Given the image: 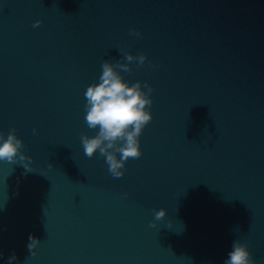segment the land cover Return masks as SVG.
<instances>
[{"label": "water", "instance_id": "95a60500", "mask_svg": "<svg viewBox=\"0 0 264 264\" xmlns=\"http://www.w3.org/2000/svg\"><path fill=\"white\" fill-rule=\"evenodd\" d=\"M119 49L147 54L121 74L151 83L154 118L114 178L81 135L98 133L85 92ZM13 129L33 171L0 161V264H223L236 239L264 264V0H0Z\"/></svg>", "mask_w": 264, "mask_h": 264}, {"label": "clouds", "instance_id": "9594fccd", "mask_svg": "<svg viewBox=\"0 0 264 264\" xmlns=\"http://www.w3.org/2000/svg\"><path fill=\"white\" fill-rule=\"evenodd\" d=\"M41 23L42 21H37L34 27H39ZM130 34L142 37V33L137 29H132ZM119 51L122 54L121 59L115 63L105 60L101 65L99 82L90 85L85 92L84 120L89 129H98V133L95 136H89L87 133L81 135L84 154L93 158L99 151L114 178H122L125 175L126 163L130 159L141 158L143 153L140 136L154 118L150 110L154 87L146 81L130 83L121 74L131 72L133 62L137 67L145 66L148 63L147 54L133 55L124 49ZM37 131L34 129V134ZM23 148L24 141L15 129L7 134V138L0 133V161L20 162L28 173L33 171L34 158L22 152ZM166 216V208L155 211V221ZM155 221L151 227H156ZM40 244L38 238L29 236L27 247L31 257L37 256L36 250ZM15 260L17 257L13 253L8 258V264H13ZM223 264H255L249 244L240 239L234 240Z\"/></svg>", "mask_w": 264, "mask_h": 264}]
</instances>
